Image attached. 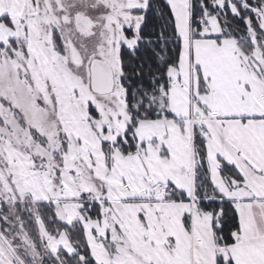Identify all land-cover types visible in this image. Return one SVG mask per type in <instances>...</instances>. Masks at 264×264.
Masks as SVG:
<instances>
[{
	"label": "snow or ice",
	"instance_id": "obj_1",
	"mask_svg": "<svg viewBox=\"0 0 264 264\" xmlns=\"http://www.w3.org/2000/svg\"><path fill=\"white\" fill-rule=\"evenodd\" d=\"M165 3L0 0V264H264V0Z\"/></svg>",
	"mask_w": 264,
	"mask_h": 264
},
{
	"label": "trees",
	"instance_id": "obj_2",
	"mask_svg": "<svg viewBox=\"0 0 264 264\" xmlns=\"http://www.w3.org/2000/svg\"><path fill=\"white\" fill-rule=\"evenodd\" d=\"M154 4L156 7L163 9L165 15L170 14V9L167 7L165 0H154ZM229 19L234 27L241 29V35H243V29H244L243 22L238 21L237 19H231V17H229ZM160 23H161L160 18L157 15L150 13L148 27L145 29V31H151L153 28L158 29ZM174 49H175V45H173L170 48V54H174ZM131 62L134 65L139 64V63H144L145 71L149 70V65H151L152 71L156 70L155 59L152 57L151 52L148 51L144 47H142L140 52L137 53V59H134ZM91 214L95 216V211H93ZM26 215L27 214H25V216ZM81 229H82L81 225L77 224L73 232V239H83L81 235L76 234V233H79Z\"/></svg>",
	"mask_w": 264,
	"mask_h": 264
},
{
	"label": "rangeland",
	"instance_id": "obj_3",
	"mask_svg": "<svg viewBox=\"0 0 264 264\" xmlns=\"http://www.w3.org/2000/svg\"><path fill=\"white\" fill-rule=\"evenodd\" d=\"M231 17V16H230ZM232 19V18H231ZM238 20V19H237ZM238 21H240V20H238ZM242 22V21H241ZM81 227H82V225H81Z\"/></svg>",
	"mask_w": 264,
	"mask_h": 264
}]
</instances>
